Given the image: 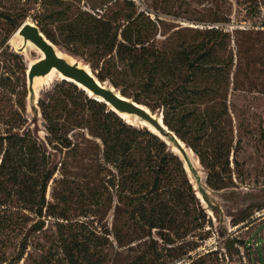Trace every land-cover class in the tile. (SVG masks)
<instances>
[{
    "label": "trees",
    "instance_id": "trees-1",
    "mask_svg": "<svg viewBox=\"0 0 264 264\" xmlns=\"http://www.w3.org/2000/svg\"><path fill=\"white\" fill-rule=\"evenodd\" d=\"M54 3L61 6L49 13L55 29L36 19L53 43L84 58L100 80L123 95L162 111L165 123L202 164L225 157L230 167L235 134L228 97L235 59L223 27L180 26L169 32L163 17L139 9L135 0H117L115 10L101 13L73 0ZM0 18L18 21L1 10ZM27 69L23 64L22 77L13 82L8 76L1 83L11 106L0 112L6 127L0 132V193L22 195L42 216L48 185L59 168L27 127ZM47 98L38 105L48 144L65 153V160L79 161L88 177L98 175L100 185L134 217L138 232L157 230L173 244L205 224L207 215L197 210L202 203L184 160L158 134L128 123L70 81L56 84ZM69 248L86 246L76 241Z\"/></svg>",
    "mask_w": 264,
    "mask_h": 264
},
{
    "label": "rangeland",
    "instance_id": "rangeland-1",
    "mask_svg": "<svg viewBox=\"0 0 264 264\" xmlns=\"http://www.w3.org/2000/svg\"><path fill=\"white\" fill-rule=\"evenodd\" d=\"M73 1L99 13L103 8L111 12L118 7L117 0ZM54 2L0 0V10L18 19L11 24L0 18V112L11 106L2 79L18 80L23 64L28 68L38 58L33 47L25 44L20 26L38 19L55 29L57 24L49 13L61 6ZM135 2L139 9L163 17L169 32L180 26L212 24L230 34L229 52L235 59L228 97L235 134L230 167L225 157L204 165L194 152L196 170L190 176L205 199L199 197L203 209L197 208L206 213L205 224L173 244H167L157 230L150 235L138 232L134 217L119 205L112 190L100 185L98 175L88 177L79 161L65 160V153L48 144L37 99H48L55 85L63 82L55 79L38 95L29 91L26 116L27 127L45 145L51 165L57 164L59 169L48 185V204L42 216L22 195L0 193V264H264V0ZM55 45L87 64L63 44ZM27 84L29 88L28 78ZM140 120L137 117L133 125L146 128ZM5 128L0 122V132ZM169 145L176 146L173 141ZM76 241L86 248H69Z\"/></svg>",
    "mask_w": 264,
    "mask_h": 264
},
{
    "label": "water",
    "instance_id": "water-1",
    "mask_svg": "<svg viewBox=\"0 0 264 264\" xmlns=\"http://www.w3.org/2000/svg\"><path fill=\"white\" fill-rule=\"evenodd\" d=\"M19 33L24 37L25 44L30 40L45 53L42 59L32 65H28L27 78L30 92L34 91L33 86L35 77L45 76L50 73L53 68H56L66 77L73 79L76 82L75 84L84 86V90H86V92L89 90L97 100H99L97 97L102 98L103 100L100 101L107 103L111 109L115 110L120 115L121 113H129L146 121L159 131L160 134L158 135L161 138H170L171 141L183 151L184 155L187 154V144L165 123L162 111L155 112L146 105L123 95L121 91L113 85L100 80L88 64L86 65L90 67V70L81 66L79 60H76L75 63H70L67 59L61 57L57 52L58 48L55 43L45 35L39 25L34 21H25L20 26ZM38 102L39 99H37V103ZM164 140L167 142L166 139ZM183 142L184 145L182 144ZM195 170L192 164L191 171L195 172ZM200 185L199 183V186Z\"/></svg>",
    "mask_w": 264,
    "mask_h": 264
},
{
    "label": "bare ground",
    "instance_id": "bare-ground-1",
    "mask_svg": "<svg viewBox=\"0 0 264 264\" xmlns=\"http://www.w3.org/2000/svg\"><path fill=\"white\" fill-rule=\"evenodd\" d=\"M27 45L33 47V49L38 53V58L31 62L30 64L32 65L33 63L37 62L38 60L42 59L44 56H45V53L40 49L38 48L32 41H28L27 42ZM57 52L58 54L61 56V57H64L65 59H67L70 63H75L76 62V59L73 58V57H70L66 54H64L62 51H60L59 49H57ZM81 66L85 67L87 70H90V67L86 64H81ZM55 79H59V80H66V81H70V82H73V83H76L73 79L71 78H68L66 77L65 75H63L62 73H60L56 68H53V70L48 73L47 75L45 76H37L35 77V80H34V86H33V92L38 95V93L40 92V90L47 84L51 83L53 80ZM81 89H84V86H82L81 84H77ZM86 91V90H85ZM87 93H89L90 96L92 97H95L89 90L87 91ZM99 100H103L102 98L100 97H97ZM121 116L128 122V123H131L133 124L134 123V120L137 119V117L133 118L134 116L129 114V113H121ZM140 123L144 126H146L148 129H150L152 132L156 133V134H160L159 131L151 126L149 123H147L146 121H143V120H140ZM167 140V142L169 144H171V139L170 138H164ZM184 145V142L182 143ZM186 148V146H185ZM173 150L178 153L182 159L184 160L185 162V166L189 172V175L191 176V166L193 164V166L195 165L194 163V159H193V156H194V151L191 149V148H187V154L184 155L183 151L176 145L173 147ZM198 161V160H197ZM193 181V180H192ZM199 197H201V199L203 201H205V199L203 198L202 194L200 192H197Z\"/></svg>",
    "mask_w": 264,
    "mask_h": 264
},
{
    "label": "built area",
    "instance_id": "built-area-1",
    "mask_svg": "<svg viewBox=\"0 0 264 264\" xmlns=\"http://www.w3.org/2000/svg\"><path fill=\"white\" fill-rule=\"evenodd\" d=\"M217 26V25H216Z\"/></svg>",
    "mask_w": 264,
    "mask_h": 264
}]
</instances>
